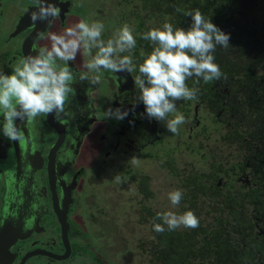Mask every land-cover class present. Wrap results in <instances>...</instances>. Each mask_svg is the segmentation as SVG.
Segmentation results:
<instances>
[{"label":"flooded vegetation","instance_id":"1","mask_svg":"<svg viewBox=\"0 0 264 264\" xmlns=\"http://www.w3.org/2000/svg\"><path fill=\"white\" fill-rule=\"evenodd\" d=\"M101 4L103 9H96L92 18L100 15L97 18L104 25L102 39L107 41L124 24L134 30L136 47L121 54L131 55L134 70L89 71L84 65L96 50L92 49L90 55L82 48L65 65L75 80L74 93L66 97L63 111L40 114L32 123L17 120L24 133L20 141H11L0 132V264H66L69 259L74 264H117L105 253L97 221L111 217L102 206L111 201L115 204L120 193L116 177H120L119 173L133 177L132 165L146 156L152 157L154 145L157 158L186 149L200 162L207 161L209 156L215 158L209 171L216 172V186L223 192L228 190L247 209L243 229L237 233L233 228L231 234L232 244L243 250L244 261L231 254L229 264H264V140L260 138L264 131L257 130L259 105L253 103L256 94L262 96L257 100H264V72H257L262 83L251 86L213 84L207 89L211 93L206 94L211 96L210 100L200 98L194 107L189 104L192 100L176 101L185 123L178 126L177 134L170 133L163 122L147 116L145 106L138 102L134 84L139 64L153 46L137 36L135 22L129 23V14L122 17V12L117 13V0H103ZM49 5L59 11L41 32L45 22H33L31 17L40 7ZM137 5L144 10L143 4ZM147 8L152 11V7ZM28 15L30 19L19 28L22 17ZM89 15L88 7L80 0H0V72L11 74L20 59L35 55L40 47L50 46V33H62L80 20L89 19ZM117 15L121 17L117 19ZM122 18L123 24H118ZM230 102L232 112L228 110ZM189 105L191 110L187 111ZM116 108L128 115L122 120L106 118V112ZM205 119L216 125L214 136L202 135L214 139V150L205 149L207 144L202 136L197 137L202 131L196 124ZM186 124L187 141L180 138ZM59 127L65 130L64 135ZM169 136L178 138L173 140L174 147ZM166 146L170 147L168 151ZM145 147L148 149L143 155ZM118 155L123 163L117 164ZM133 157L136 163L132 162ZM148 178V174L141 177L147 181ZM254 190H259L258 194ZM140 191L146 192L142 187ZM152 193L149 185L145 196L152 199ZM100 197L102 201L97 202ZM146 214L152 228V215ZM60 215L68 221L70 251L65 258H59L67 252ZM149 248L156 256L155 246L149 244ZM34 251L43 252L31 255ZM155 262L165 264L158 258Z\"/></svg>","mask_w":264,"mask_h":264},{"label":"clouds","instance_id":"2","mask_svg":"<svg viewBox=\"0 0 264 264\" xmlns=\"http://www.w3.org/2000/svg\"><path fill=\"white\" fill-rule=\"evenodd\" d=\"M54 6L40 7L33 12L31 19L47 20L58 14ZM191 17L187 29L165 22L143 33V39L151 41L153 50L144 55L139 64V75L134 77L138 89V102L145 106L150 119L164 123L170 133L177 134L178 126L185 123L183 114L177 111L176 101L197 99V88H190L186 81L192 77L197 83L219 80L223 75L215 63L214 52L217 46L227 48L230 34L222 31L211 18L206 19L199 9L186 13ZM104 25L96 21L88 23L80 20L62 33H50V46L40 47L35 55L29 54L20 59L11 74L0 72V132L11 141L24 138L16 121L32 123L40 114L63 111L64 102L74 93L72 84L75 75L65 66L75 59L80 50L86 49L95 55L84 65L89 71L101 68L114 73L134 70L131 52L137 44L133 29L124 24L107 41L102 39ZM83 78V77H82ZM174 118H169L173 114ZM128 113L109 109L106 118L124 119ZM132 162L136 163L135 157ZM118 180L119 177L117 176ZM183 198L181 190L168 193L171 204L177 206ZM163 223L153 221L154 231L163 233L180 227L196 229L199 219L192 210L176 214L172 211L158 213Z\"/></svg>","mask_w":264,"mask_h":264},{"label":"trees","instance_id":"3","mask_svg":"<svg viewBox=\"0 0 264 264\" xmlns=\"http://www.w3.org/2000/svg\"><path fill=\"white\" fill-rule=\"evenodd\" d=\"M131 1L133 0H117V5L122 7L117 13L122 12V17L128 14L134 17V29L141 39L143 33L161 27L165 22L187 29L192 21L186 13L193 9H199L206 19L211 18L222 31L230 34V45L227 48L217 46L214 52L215 63L223 73L221 78L208 83L202 79L197 83L196 77L186 81L187 85L203 86H195L200 93L197 101L200 98L210 100L211 96L206 97V94L211 93L207 89L213 84L251 86L262 83L257 72L264 64V0H135L144 5V10H139L144 13L130 8L128 4ZM147 5L152 7V11ZM132 20L133 18L128 22L132 23ZM123 22L124 18L117 21L118 24ZM143 41L152 45L149 40ZM239 91H242V87ZM261 91L264 93V88ZM260 96L254 95L253 103L259 105L256 120L259 118L260 121L257 130L262 133L264 100H257ZM232 104H228L230 112L232 108L229 106ZM190 110L189 105L187 111ZM233 112L238 114L236 110ZM260 138L264 140V137ZM215 173L205 172L200 177H194L193 181L189 179L186 186L189 189L183 193L184 201L189 203L188 210H192L199 219V227L168 230L165 225V231L158 233L152 226L151 237L147 242L155 246L156 258L165 264H229L231 254L238 255L240 261H244L241 256L243 250L232 244L231 234L233 228L237 233L243 229L244 212L247 209L245 203L238 202L236 196L229 194L228 190L226 193L216 186L213 175ZM140 182L142 189L147 192V180L141 179ZM258 191L254 190L256 194ZM146 212L152 215L155 223H163L157 218V214L161 213L157 209L145 205L143 217L147 218Z\"/></svg>","mask_w":264,"mask_h":264},{"label":"rangeland","instance_id":"4","mask_svg":"<svg viewBox=\"0 0 264 264\" xmlns=\"http://www.w3.org/2000/svg\"><path fill=\"white\" fill-rule=\"evenodd\" d=\"M80 1L83 3V6L85 5V7H88V11L90 12L89 19L83 20L88 23L98 21L99 18L97 17L100 15H97L94 19L92 18V13L95 12L96 9H103L101 4L103 0ZM130 4L131 8L136 11L140 10L136 2L131 1ZM119 7L120 6H117V8ZM253 7H255V5ZM120 9H122V7H120ZM120 9H118V11ZM135 10H132V12L135 13ZM139 12L144 13L143 11ZM112 14H115V11H112ZM120 15H117V19ZM131 17L133 18L132 22H135L134 17ZM104 20L105 19H103V21ZM258 72H264V64L260 66ZM199 96L200 93H197V97ZM195 101H197V99L192 100L189 104L194 107ZM212 122L213 120L208 123L205 119L196 124L197 129L202 131L197 136L199 139L200 136L205 134L212 133V136L215 135L216 125ZM188 133L189 125L186 124L184 125V133L180 135V138L187 141ZM205 137L206 136H202V139L208 147H205V149L214 150L217 145L214 139L209 140ZM169 138H171L170 145L174 147L173 140L178 138L175 136H169ZM154 147L155 145L153 146V151L155 153L153 152L152 157L146 156V158L140 159L134 166L132 165L133 177L119 173L120 177L117 180V189L120 190V193L117 194L115 204L114 201H111V204L105 203L102 206L104 211L110 212L109 215L111 217L105 220L100 218L97 221V229L100 230V232H102L101 235H103V240L100 239V241L105 244V253H109L111 259L117 260V264H154L156 256H154L153 253L151 254L149 243L147 242L151 237L150 234L152 230L150 223H147L148 219L143 217L144 206L149 205L161 213L172 211L176 214H181L188 211L189 203L184 201V197L179 205L174 206L168 199V193L177 189L181 190L182 193L187 191L189 189L186 187L187 183H189L188 180H192L194 177H200L205 172L211 173L210 164L212 160L215 161L213 156H209L207 161L203 159V161L200 162L198 157L188 154V149H186L185 152L183 150L180 152L170 151L162 158H157V150L154 149ZM167 148L170 147L166 146V151H168ZM147 149L148 147L144 148L143 155L146 154ZM118 163H123L119 155L117 156V164ZM146 174L149 176L147 186L150 185L153 192L151 194L152 199H150L149 196H145L146 192L143 193L140 191V179ZM121 181H125V183ZM96 201L101 202L102 197L98 198ZM65 262L66 264H74L70 259Z\"/></svg>","mask_w":264,"mask_h":264},{"label":"water","instance_id":"5","mask_svg":"<svg viewBox=\"0 0 264 264\" xmlns=\"http://www.w3.org/2000/svg\"><path fill=\"white\" fill-rule=\"evenodd\" d=\"M28 13H30V12H27V14ZM30 15H28L27 17H22L21 22L19 24V28L23 25V23L27 22L30 19ZM50 18L51 17H49V19H47V20H43L45 22V24L42 26L41 32H43L45 30V27L44 26H47L48 22L51 20ZM59 132L60 133L63 132V135L65 134V130L61 131L60 130V127H59ZM60 221H61L62 226H63V238H64V240H65V242L67 244V252L64 255L60 256L59 258H65V257L68 256V253L70 251V246H69L68 236H67L68 221H67V219L65 221V218L62 217V215H60ZM39 252H43V251H34L31 255L38 254Z\"/></svg>","mask_w":264,"mask_h":264}]
</instances>
